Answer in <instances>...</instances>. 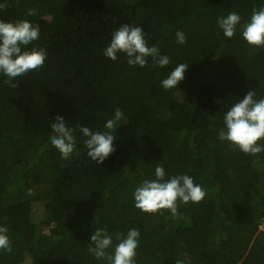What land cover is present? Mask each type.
Instances as JSON below:
<instances>
[{
    "label": "trees",
    "instance_id": "trees-1",
    "mask_svg": "<svg viewBox=\"0 0 264 264\" xmlns=\"http://www.w3.org/2000/svg\"><path fill=\"white\" fill-rule=\"evenodd\" d=\"M5 2L0 19L38 24L33 45L47 58L17 78V88L0 74V225L12 247L0 250V264H106L87 251L105 226L114 244L117 233L139 229L136 264H264V152L248 155L217 138L233 103L250 90L264 96V48L240 34L264 0ZM31 8L37 15H27ZM231 11L241 22L227 38L216 20ZM121 24L140 27L170 63L159 67L149 57V66L133 67L123 53L105 57ZM177 30L186 43L176 41ZM179 63L189 65L184 79L164 90L160 81ZM117 90L124 119L112 132L115 151L97 164L78 126L105 131L114 110L101 102ZM57 115L77 128L68 159L49 141ZM158 164L166 179L187 174L206 192L199 203L178 201L176 219L134 207V189L155 179Z\"/></svg>",
    "mask_w": 264,
    "mask_h": 264
},
{
    "label": "clouds",
    "instance_id": "clouds-1",
    "mask_svg": "<svg viewBox=\"0 0 264 264\" xmlns=\"http://www.w3.org/2000/svg\"><path fill=\"white\" fill-rule=\"evenodd\" d=\"M8 7L10 5L7 2L0 3V10ZM27 15H37V9H28ZM240 22L241 16L235 11L219 16L216 20L227 38L236 34ZM240 34L249 46L264 48V5L259 8L253 6L250 18L241 25ZM39 37L38 24L19 18L14 21L0 19V74L6 77L4 83L9 87L17 88V78L43 67L47 52L43 47L33 45ZM175 37L178 43H186V35L182 30H177ZM30 45L33 46L29 47ZM119 53L125 54L128 65L133 67L149 66V57L152 65L164 67L170 63V58L161 55L156 45L148 46L144 31L133 24H121L111 33L110 42L103 49V55L113 61L118 59ZM188 66L185 63L177 64L160 81L161 87L166 91L176 88L184 79ZM123 119L124 113L117 107L113 117L104 123L105 131H92L89 127L78 126L79 132L86 138L83 144L92 161L102 164L115 151V136L112 132ZM50 128V144L60 153L61 159H68L76 148L77 128L68 126L65 117L61 115L55 117ZM217 138L229 142L248 155L264 152V145L258 143L264 139V96L257 99L256 92L250 90L242 99L233 103L223 116V127L218 129ZM154 174L155 179L143 180L132 193L134 207L144 213L162 214V210H167L176 219L180 216L178 201L183 204L199 203L206 196L202 186L194 183L193 178L187 174L171 175L166 179L165 170L159 164L155 167ZM28 194H32L31 189ZM7 233L8 228L0 225V250L11 252V241ZM140 235L138 228H130L126 235L117 233L114 244L107 226L99 227L90 236L87 251L92 257L103 260L106 264H136Z\"/></svg>",
    "mask_w": 264,
    "mask_h": 264
},
{
    "label": "rangeland",
    "instance_id": "rangeland-1",
    "mask_svg": "<svg viewBox=\"0 0 264 264\" xmlns=\"http://www.w3.org/2000/svg\"><path fill=\"white\" fill-rule=\"evenodd\" d=\"M138 89L143 90L145 93H154V92L158 93L157 90H155V89L151 90L148 87L142 86L140 84H138ZM121 95H122L121 91L117 90L112 96L107 97V98H103L101 103L104 104V105H107L108 107H112L113 110H115L117 107H119L122 110L121 104L119 102V99H120L119 97H121ZM135 113L136 112H133L131 114V116H133ZM131 120L135 121L133 118H131ZM39 211L40 210H38V212ZM37 224H38L39 228L42 227V225H41V223L39 221L37 222Z\"/></svg>",
    "mask_w": 264,
    "mask_h": 264
}]
</instances>
